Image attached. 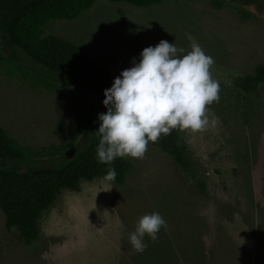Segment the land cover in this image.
<instances>
[{
	"label": "rangeland",
	"instance_id": "obj_1",
	"mask_svg": "<svg viewBox=\"0 0 264 264\" xmlns=\"http://www.w3.org/2000/svg\"><path fill=\"white\" fill-rule=\"evenodd\" d=\"M44 34L74 43L112 81L139 62L144 48L167 40L186 53L194 39L214 58L220 99L207 106L205 127L177 128L188 168L149 143L142 159L128 157L122 182L97 178L80 182L77 192L63 191L28 244L7 228L0 210V264H264V84L240 86L264 65L263 4L166 0L136 8L100 0L73 21H50ZM52 80L57 88L47 90L0 67V126L40 154L37 165L53 163L49 153L69 158L91 138L72 139L73 97H85L63 79ZM152 212L166 227L155 241L145 236L147 247L137 253L128 236Z\"/></svg>",
	"mask_w": 264,
	"mask_h": 264
},
{
	"label": "trees",
	"instance_id": "obj_2",
	"mask_svg": "<svg viewBox=\"0 0 264 264\" xmlns=\"http://www.w3.org/2000/svg\"><path fill=\"white\" fill-rule=\"evenodd\" d=\"M100 0H0V67L8 77L19 75L33 86L55 90V77L63 79L81 93L74 95L73 142L82 133L91 134L87 144L69 157L57 160L55 153L46 154L49 165H37L39 153L22 147L0 126V210L7 228H15L28 244L39 236V221L63 191H79L80 182L103 178L108 167L117 172L115 181L122 182L130 167L129 158H116L111 165L97 163L95 149L99 137V114L103 91L111 87L107 68L81 53L78 47L59 36L44 34L50 21H73ZM123 2L136 8H149L166 0H101ZM235 2V0H231ZM260 1L264 6V0ZM215 7L220 3L212 1ZM242 17L247 19L242 14ZM11 51L12 54L5 52ZM30 66V67H28ZM264 84V65L254 68L253 75L242 80L245 90H255ZM90 101V102H89ZM150 144L170 155L176 164L189 167L186 151L178 143L177 129ZM73 149V143H68ZM45 155V154H44ZM19 163L24 169L5 167L4 163Z\"/></svg>",
	"mask_w": 264,
	"mask_h": 264
},
{
	"label": "clouds",
	"instance_id": "obj_3",
	"mask_svg": "<svg viewBox=\"0 0 264 264\" xmlns=\"http://www.w3.org/2000/svg\"><path fill=\"white\" fill-rule=\"evenodd\" d=\"M214 58L207 55L194 39L190 50L167 40L148 46L132 66L119 73L111 87L103 91L95 149L97 163L111 165L116 158L142 159L149 142L172 130H200L208 124V107L218 102L219 81L212 78ZM114 167H108L104 179L114 182ZM166 227L159 212L141 216L128 236L132 249L145 251V236L151 241Z\"/></svg>",
	"mask_w": 264,
	"mask_h": 264
}]
</instances>
